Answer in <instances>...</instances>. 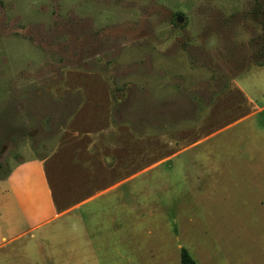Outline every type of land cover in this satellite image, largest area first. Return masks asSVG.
Wrapping results in <instances>:
<instances>
[{"label":"rangeland","instance_id":"rangeland-1","mask_svg":"<svg viewBox=\"0 0 264 264\" xmlns=\"http://www.w3.org/2000/svg\"><path fill=\"white\" fill-rule=\"evenodd\" d=\"M29 160L61 209L131 178L7 264H264V0H0V178Z\"/></svg>","mask_w":264,"mask_h":264},{"label":"crops","instance_id":"crops-1","mask_svg":"<svg viewBox=\"0 0 264 264\" xmlns=\"http://www.w3.org/2000/svg\"><path fill=\"white\" fill-rule=\"evenodd\" d=\"M103 134V132L88 131V137ZM98 138L92 137L88 140V162L91 168L100 166L94 164L97 160V153L93 150V144ZM70 147L75 143L72 134L64 136L62 142ZM96 155V156H95ZM99 161V160H98ZM166 162V160H162ZM46 162L43 160H29L14 166L5 177L0 178V263L7 264L9 259V246L24 235L31 233L30 238L34 239V233L39 234L36 246H41L49 235L45 229L64 215L77 210L82 206H92L95 202L109 193H116L124 186L121 185L126 179L124 176L108 175L107 178L88 174V183L112 182L115 183L106 188H99L92 192L88 199L80 201L61 209L56 203L53 190L50 186V177L47 171ZM104 163V161H102ZM116 199L122 200L121 195ZM93 210V208L91 209ZM20 221L23 222L25 231L20 229ZM55 229V227H54ZM55 231L53 235H55ZM34 245V243H32Z\"/></svg>","mask_w":264,"mask_h":264},{"label":"trees","instance_id":"trees-1","mask_svg":"<svg viewBox=\"0 0 264 264\" xmlns=\"http://www.w3.org/2000/svg\"><path fill=\"white\" fill-rule=\"evenodd\" d=\"M180 264H197V263L192 259V257L190 256V254L188 253L187 250L181 249V251H180Z\"/></svg>","mask_w":264,"mask_h":264}]
</instances>
